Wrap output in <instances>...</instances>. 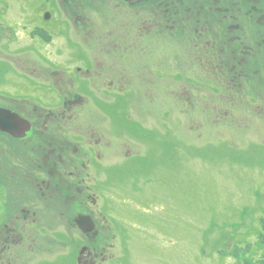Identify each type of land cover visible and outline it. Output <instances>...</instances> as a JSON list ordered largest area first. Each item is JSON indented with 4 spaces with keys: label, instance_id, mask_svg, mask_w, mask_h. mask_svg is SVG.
Returning <instances> with one entry per match:
<instances>
[{
    "label": "flooded vegetation",
    "instance_id": "af4514ba",
    "mask_svg": "<svg viewBox=\"0 0 264 264\" xmlns=\"http://www.w3.org/2000/svg\"><path fill=\"white\" fill-rule=\"evenodd\" d=\"M26 1V14L0 8V264H129L127 228L106 207L112 168L139 154L112 153V88L160 83L144 60L174 51L166 44L201 72L222 70L228 51L225 68L242 65L239 18L264 32V0H217L202 15L186 14L189 0ZM231 252L232 264H264V238L235 240Z\"/></svg>",
    "mask_w": 264,
    "mask_h": 264
},
{
    "label": "rangeland",
    "instance_id": "374dc122",
    "mask_svg": "<svg viewBox=\"0 0 264 264\" xmlns=\"http://www.w3.org/2000/svg\"><path fill=\"white\" fill-rule=\"evenodd\" d=\"M42 1L54 0L32 4ZM27 5L0 1L9 14H26ZM31 14L46 30L58 31L53 21L41 22L45 15ZM256 41L264 48L263 31ZM174 46L144 60L160 83L112 88V153L139 156L112 168L107 221L127 228L129 264H232L233 241L264 238V53L253 63L262 74L238 88L202 76ZM251 48L254 60L255 42ZM173 74L183 79L169 85Z\"/></svg>",
    "mask_w": 264,
    "mask_h": 264
},
{
    "label": "trees",
    "instance_id": "16d2710c",
    "mask_svg": "<svg viewBox=\"0 0 264 264\" xmlns=\"http://www.w3.org/2000/svg\"><path fill=\"white\" fill-rule=\"evenodd\" d=\"M216 1L217 0H189L188 4L185 5V7L187 8L186 14L188 13V10L191 8V13L193 15H195L196 13L198 15H202V8H207V7L211 6L213 3H215ZM241 1H243V0H241ZM241 4H243V3H241ZM240 16H242V12H240ZM211 20L213 23H216V18H212ZM244 21H245V23H243V24L245 27H242V25L239 24L240 25L239 26V38H238L239 49H238V53H237L238 61H240V63L242 65H238L234 69H231V68L225 69L227 72L226 74H225V71H223V69L219 71V70H216L214 68H212V69L209 68L208 70L203 71L208 75L212 74L213 76H218L220 78V80L224 83V86H225V84L232 85V83H235V84H239V85H237V87L240 88L242 84L244 85V83L248 79H250V77L255 79L256 77H258V75L262 74L261 73L262 70L257 65L253 64L257 60L260 61L259 56L263 55V53H264V48L261 46V43L259 42V46H257V44H256L258 42L256 40H257V35L260 33L259 28H261V24L256 23V22L246 21V20H243L242 22H244ZM225 22H226V24H232L231 20H228ZM256 26L258 27V33L252 31V29ZM231 35H232V33H229L230 37H231ZM259 37H260V35H259ZM249 40H251L250 45H246L245 42H247ZM254 42H255V47H257L255 49L257 56L254 57V60H253V57H251L252 53L250 52L252 50H250V49H252L251 47L254 44ZM245 54L250 59V61L248 60V58L243 59L245 57ZM234 56L235 55L233 53H231L230 51L226 52L224 54V63H227V64L233 63L234 62ZM242 56H243V58H242ZM179 57H182V55H180ZM196 57L198 59L197 60L198 63L201 64V60H203V56L201 54H197ZM203 72H201V73H203ZM244 75H246V76L244 77ZM251 75H253L254 77ZM263 79L264 78H262V80ZM226 81H229V82L226 83ZM253 81H255V80H253ZM262 227L263 228L260 232V236L264 234V224L262 225ZM246 238H248V237H244L243 239H246Z\"/></svg>",
    "mask_w": 264,
    "mask_h": 264
},
{
    "label": "water",
    "instance_id": "95a60500",
    "mask_svg": "<svg viewBox=\"0 0 264 264\" xmlns=\"http://www.w3.org/2000/svg\"><path fill=\"white\" fill-rule=\"evenodd\" d=\"M76 221L80 224V227L84 230V231H88L92 228H89L86 226V224H92L94 225V220L90 218V220H88L84 215H80Z\"/></svg>",
    "mask_w": 264,
    "mask_h": 264
}]
</instances>
